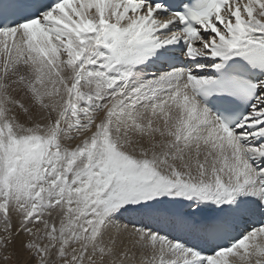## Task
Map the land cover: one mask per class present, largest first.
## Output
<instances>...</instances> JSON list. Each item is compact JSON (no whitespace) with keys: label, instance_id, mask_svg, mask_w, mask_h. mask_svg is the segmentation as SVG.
<instances>
[{"label":"snow or ice","instance_id":"snow-or-ice-1","mask_svg":"<svg viewBox=\"0 0 264 264\" xmlns=\"http://www.w3.org/2000/svg\"><path fill=\"white\" fill-rule=\"evenodd\" d=\"M0 260L264 264V0H0Z\"/></svg>","mask_w":264,"mask_h":264},{"label":"rangeland","instance_id":"rangeland-1","mask_svg":"<svg viewBox=\"0 0 264 264\" xmlns=\"http://www.w3.org/2000/svg\"><path fill=\"white\" fill-rule=\"evenodd\" d=\"M0 264H15V260H9L8 262L0 260Z\"/></svg>","mask_w":264,"mask_h":264}]
</instances>
